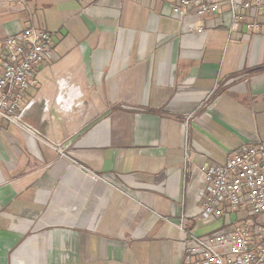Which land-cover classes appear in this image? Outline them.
I'll return each instance as SVG.
<instances>
[{
    "label": "crops",
    "instance_id": "1",
    "mask_svg": "<svg viewBox=\"0 0 264 264\" xmlns=\"http://www.w3.org/2000/svg\"><path fill=\"white\" fill-rule=\"evenodd\" d=\"M228 12L191 34L160 0H0V71L9 36L57 34L21 101L41 135L0 121V264H182L219 227L198 169L264 141V18Z\"/></svg>",
    "mask_w": 264,
    "mask_h": 264
},
{
    "label": "built area",
    "instance_id": "2",
    "mask_svg": "<svg viewBox=\"0 0 264 264\" xmlns=\"http://www.w3.org/2000/svg\"><path fill=\"white\" fill-rule=\"evenodd\" d=\"M28 7L33 0H5ZM179 18L181 27L190 17L217 15L229 7L230 33L240 25L254 33L264 18V0H160ZM57 34L27 27L4 42L0 71V121L28 134L40 132L26 121L21 101L34 83L36 72L52 58ZM61 103V98L57 100ZM192 117V116H191ZM61 150L59 144H53ZM62 151V150H61ZM201 187L197 198L199 221L219 223L204 235L186 233L182 264H264V141L242 146L226 163L198 169Z\"/></svg>",
    "mask_w": 264,
    "mask_h": 264
}]
</instances>
